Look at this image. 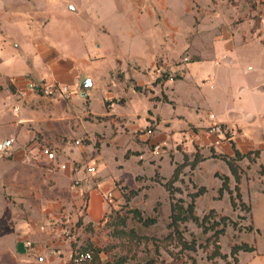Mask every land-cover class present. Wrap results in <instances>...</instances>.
I'll use <instances>...</instances> for the list:
<instances>
[{"label":"crops","instance_id":"0c3cea01","mask_svg":"<svg viewBox=\"0 0 264 264\" xmlns=\"http://www.w3.org/2000/svg\"><path fill=\"white\" fill-rule=\"evenodd\" d=\"M199 1V33L191 44L184 32L175 38L179 23L137 22V9L120 5L96 22L83 9L86 0H0V140L15 137L8 152L0 151V264H68L62 217H77L86 184L94 187L83 219L96 224L107 211L104 192L113 190L117 204L122 186L137 178L144 193L142 176L151 178L156 169L173 175L185 154L204 158L192 170L206 187L196 202L201 214L219 208L217 173L233 178L223 157L252 152L254 160L236 163L247 160L255 174L248 179L240 168V187L252 208L253 230L263 233L264 0ZM164 2L176 13L195 9L193 0ZM175 60L181 79L172 75L155 83ZM232 65L251 78L236 81L229 86L234 92L219 99L218 90L228 87L224 70ZM85 78L92 85L80 89ZM29 80L67 84L73 93L47 96L29 89L20 98ZM134 83L153 92H139ZM247 90L261 100L244 104L241 93ZM216 123L228 133L213 131ZM43 144L56 152L55 161L47 159ZM128 150L137 154L127 157ZM89 165L97 167L93 176ZM223 199L231 208L230 194ZM243 242L255 250L239 251L237 264H264V248L256 240Z\"/></svg>","mask_w":264,"mask_h":264},{"label":"rangeland","instance_id":"374dc122","mask_svg":"<svg viewBox=\"0 0 264 264\" xmlns=\"http://www.w3.org/2000/svg\"><path fill=\"white\" fill-rule=\"evenodd\" d=\"M164 1L165 0H86L85 3H87V6H84L83 9H86V12H88L91 17H94V19L98 17L95 19L96 22L111 17L112 10L110 9H120V6H123L125 9H137V22L155 20L163 26L166 22L179 23V26L174 29L175 38H181L184 32L186 33L185 37L190 40V43L196 44L197 35L199 33L198 26L201 22V17L198 13V11H201V2L199 0H193L191 5L195 9H188L187 11L184 9L182 13L180 12L182 9H178L180 13H176L177 9H164ZM213 1L218 2L219 0ZM227 3L237 4L238 2L229 0ZM94 9L99 10L96 16L92 13ZM150 15H152V17ZM178 64H180V62L175 60L170 65L171 69L166 68L161 70V80H159L158 83L165 79V74L169 76L173 75L175 80H180L181 77H177V79L175 77L178 72L181 73V70L177 69ZM224 72V80L228 81V87L221 91L218 90L219 99L225 98L226 94L229 92H234L232 91L234 87L229 86L236 81L249 80L251 78L250 73H242V71L234 65L224 70ZM118 75L119 77L122 76L121 73H118ZM131 82L133 83V81ZM215 85L217 89L218 85L216 81ZM149 89L150 87L146 86L145 91H143V89L137 91L149 95L153 92V90L150 91ZM260 98L261 95L254 94L248 90L241 93V99L246 105L258 103V101L261 100ZM123 100L124 98L121 99V102H123ZM210 108L214 111L216 110L214 102H210ZM133 153L137 154V151L128 150L126 156L128 157ZM196 155L201 157L199 153ZM203 159L204 158L201 157L200 160ZM185 160H188L189 163L182 168L179 178L174 182V185L180 189L176 190L174 195L176 198L182 197L186 202H189L192 199L191 194L198 192L201 187L205 186L199 185L197 179L193 177L194 174L192 170L199 161L195 166H192L190 164L192 160L188 154H185L184 161ZM246 161L247 160L242 162V165H238L242 170V176L246 175V178L249 179L255 176V174L248 170L250 167L247 166ZM188 166L189 170L185 171ZM249 174L251 175L249 176ZM181 175L185 177H181ZM221 175L226 174H217L220 178ZM170 177H172V175L169 177L161 175L159 169H156V173L151 176V178L148 174H145V176L140 178V180L144 178V182H146L145 186L147 189L144 193H141V189H137V178L136 180H134V178L131 179L129 181V186H122V198L119 203L114 204V198L112 201H106L108 203L107 211L103 218L96 224L92 222L85 223L83 217L85 214L84 209H86L87 193L81 194L83 203L81 204V210L77 214V217H75L74 220L71 218L66 220V218L62 217V235L69 240L71 248V252L68 254L70 257L68 264H86L84 260L76 261L74 256L79 251H93L95 249H100L102 264H148L149 259H154L156 264H193V261H195V264H227L226 260L220 256L209 259V255L215 250L216 246H218L222 253L228 255V260L233 264L231 248L235 243L243 242V240H256L259 247L264 248V222L258 221L263 228L262 234H257L256 230H247L251 225L255 226L252 212L241 205L236 208H234L233 205L231 208H225L226 201L223 199V194L225 192L229 193L227 189L223 190L222 194L221 190H219V195L216 197L219 201V208L215 209L219 213L216 219H220L221 215H227L229 217L225 231L220 234L217 243L214 242L212 235L215 230L222 227L223 224L217 225L215 228H210L215 219H211L207 222V230L202 226H198L191 220L181 222L180 231L188 243L195 245L194 248L183 247L176 239H170L169 241H159L158 239L155 241L150 238L157 237L162 239L171 232L169 222L171 219L172 199L169 190L164 184ZM254 182L258 184V180ZM229 185L232 186L233 193L236 195V181L234 176L232 179L230 178ZM203 193H200L196 197L195 204L198 197ZM167 194H169V197ZM228 203L230 205V202ZM137 209L141 211L143 217L156 216V222L150 225H144L142 222L138 221L137 217L133 216L134 210ZM210 210L211 209H207L205 212L198 215L202 217ZM196 213H198L197 210ZM122 219H124V223H121ZM137 233L145 236L143 238H138ZM59 253L60 252H58V254ZM60 255L64 256L65 252L60 253Z\"/></svg>","mask_w":264,"mask_h":264},{"label":"trees","instance_id":"16d2710c","mask_svg":"<svg viewBox=\"0 0 264 264\" xmlns=\"http://www.w3.org/2000/svg\"><path fill=\"white\" fill-rule=\"evenodd\" d=\"M165 78H168L169 75H164ZM175 77H179V74L175 75ZM159 80H161V77H158L157 80L155 81V83H157ZM135 84V89L136 90H142L143 87L134 83ZM224 127V125H222ZM228 133V131H227ZM255 155H258L259 151L256 150L254 151ZM244 157H248L250 160H254V157L252 156V152H248V153H241L240 151L236 152V156L234 158H227V157H223L224 159L227 160L228 164L230 165L232 174L235 178L236 181V186H235V190H236V195H234L233 193V189L231 188V186L229 185V181H230V177L228 175H221V178L223 179V184L220 188L221 190V194L223 192V190L227 189L231 195V203L233 205L234 208L238 207L239 205H241L242 207H245L248 211H251L252 208L249 204H247L243 198H242V193H241V187H240V180H241V170H240V166L238 165V163H236V160L244 158ZM201 157H199L198 155L195 156L194 160H192L190 162V164L192 166H195L196 163L198 161H200ZM188 160H185L183 163L177 164L175 171L172 175V177H170L164 184L167 187V189L170 192V196L172 199V207H171V219L169 222V227L171 228V232L165 236L164 238H157V237H150L152 239H154L155 241H157L159 239V241H169L170 239H176L178 240L183 247H189V248H194L195 245H193L192 243H188L184 236L182 235L181 231H180V224L181 222H187V221H193L195 222L198 226H202L205 230L208 229L207 226V222L210 221L211 219H215V221L213 222L212 226L210 228H215L217 225H221L223 224L222 227L218 228L215 230L214 234L212 235L214 238V242L217 243V241L219 240V236L220 234H222L225 231V227L227 225V220L229 219V217L227 215H221L220 219H216L218 216V212L215 209H211L208 213L204 214L202 217H200L197 213H196V204H195V199L196 197L200 194L206 191L205 187H201L199 189L198 192H194L191 194L192 199L189 202H186V200L182 197H175V191L176 190H180L178 187H176L174 185V182L179 178V175L181 173L182 168L188 164ZM218 174V173H217ZM239 201V202H238ZM134 217H137V220L142 222L144 225H150L156 222L157 217L156 216H145L143 217L141 215V211L140 210H134ZM121 223H124V219H122ZM254 226L251 225L250 227H248L247 230H253ZM145 235H139L137 233V237L138 238H143ZM145 238H149V237H145ZM241 250H245V251H252L255 250V246L249 244L248 242H241L239 244H234L231 248V256L233 258V264H237L239 261V258L237 256V254L239 253V251ZM92 252V258L90 259H86L84 260V262L86 264H102V259L100 256V249H95V250H88ZM216 256H220L223 259L226 260L227 264H232L231 261L228 260V255L226 253H222L220 251V249L218 248V246H216L215 250L209 255V259H212ZM148 264H156V262L154 261V259H149L148 260ZM193 264H195V261H193Z\"/></svg>","mask_w":264,"mask_h":264},{"label":"built area","instance_id":"2783aa9c","mask_svg":"<svg viewBox=\"0 0 264 264\" xmlns=\"http://www.w3.org/2000/svg\"><path fill=\"white\" fill-rule=\"evenodd\" d=\"M29 89L34 90L36 92H40L47 96H51L57 92H61L66 97H69L73 93V90L70 89V87L67 84H63V83L46 84L44 82H37L34 80H29L27 88L20 90L18 92V96L20 98H25L28 95ZM213 116L214 115H212V117ZM211 128L213 131L225 132V133L227 132L226 128L218 123L214 124ZM148 131L151 132L152 129H148ZM14 142H15V137H9V138L0 140V151L8 152ZM75 142L80 143V140H76ZM41 148L49 161H55L57 159L56 152L53 149H51L49 145L43 144ZM61 167H66V164L62 163ZM88 170H89L90 175L93 176L97 171V167L96 165H89ZM85 180L88 181L89 178L87 177L85 178ZM75 184L76 185L81 184V180L80 179L75 180ZM93 187L94 186L89 183L86 184L85 187L82 188L81 194L89 193L93 189ZM103 197L106 201H112L114 198V191L109 190V191L104 192ZM90 258H92L91 251H79L74 256V259L76 261H83V260L90 259Z\"/></svg>","mask_w":264,"mask_h":264},{"label":"water","instance_id":"95a60500","mask_svg":"<svg viewBox=\"0 0 264 264\" xmlns=\"http://www.w3.org/2000/svg\"><path fill=\"white\" fill-rule=\"evenodd\" d=\"M92 85V80L90 78H85L80 84V89L88 88Z\"/></svg>","mask_w":264,"mask_h":264}]
</instances>
